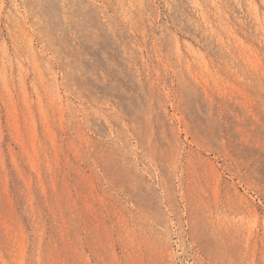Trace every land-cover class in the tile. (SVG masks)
<instances>
[{"label": "rangeland", "instance_id": "rangeland-1", "mask_svg": "<svg viewBox=\"0 0 264 264\" xmlns=\"http://www.w3.org/2000/svg\"><path fill=\"white\" fill-rule=\"evenodd\" d=\"M0 264H264V0H0Z\"/></svg>", "mask_w": 264, "mask_h": 264}]
</instances>
